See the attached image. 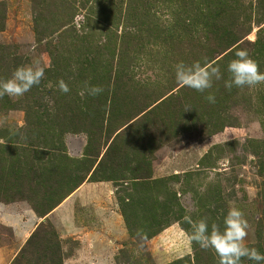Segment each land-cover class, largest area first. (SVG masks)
Segmentation results:
<instances>
[{"label":"rangeland","instance_id":"1","mask_svg":"<svg viewBox=\"0 0 264 264\" xmlns=\"http://www.w3.org/2000/svg\"><path fill=\"white\" fill-rule=\"evenodd\" d=\"M238 50L264 72V0H0V80L45 69L0 98V264H219L184 217L223 231L232 207L264 253V83L225 87ZM195 61L223 73L203 93L175 79Z\"/></svg>","mask_w":264,"mask_h":264},{"label":"clouds","instance_id":"2","mask_svg":"<svg viewBox=\"0 0 264 264\" xmlns=\"http://www.w3.org/2000/svg\"><path fill=\"white\" fill-rule=\"evenodd\" d=\"M174 71L179 85L200 93L210 89L214 80L223 78L219 67L200 61L191 64L177 63ZM227 72L229 78L225 81V87L228 89L254 87L264 83V72L259 70L257 62L250 57L247 50L235 52V58L227 65ZM44 76L45 69L38 61H34L31 65L18 66L10 78L0 80V98L5 95L9 98L23 97L34 86H39ZM58 89L62 93L70 91L64 80L58 81ZM103 91L100 86H86L79 95L81 98L85 95L95 97ZM206 99L210 103L215 102V96L212 94ZM184 221L191 229L188 235L189 241L199 245L201 249L213 250L219 257V264H241L244 259L254 264H264V253L244 244L249 224L240 209L229 208L223 219V231L215 224L210 226L205 219L194 221L190 214L185 215Z\"/></svg>","mask_w":264,"mask_h":264},{"label":"trees","instance_id":"3","mask_svg":"<svg viewBox=\"0 0 264 264\" xmlns=\"http://www.w3.org/2000/svg\"><path fill=\"white\" fill-rule=\"evenodd\" d=\"M223 40H224V45H225V48L226 47H230L231 45H233V43H234V40L232 39V38H223ZM215 62V61H214ZM217 62V61H216ZM160 99H162V98H160ZM107 100V99H106ZM104 101V103H106L107 101ZM164 99H162L161 100V102L163 101ZM81 182H83V180L81 181ZM81 182H80V180L79 181H73L72 182V184H71V187H70V189H69V191L65 194V196H67L70 192H72L75 188H77L78 186H80L81 185ZM64 196V197H65ZM49 198V197H48ZM62 201V199L60 200V202ZM60 202H58V203H60ZM57 203V204H58ZM241 264H245V263H243V260H242V262H241ZM251 264V263H250Z\"/></svg>","mask_w":264,"mask_h":264},{"label":"crops","instance_id":"4","mask_svg":"<svg viewBox=\"0 0 264 264\" xmlns=\"http://www.w3.org/2000/svg\"><path fill=\"white\" fill-rule=\"evenodd\" d=\"M83 185H84V184H83ZM77 189H78V188H77ZM76 191H77V190H76ZM76 191H75V192H76ZM75 192H73L71 195H73ZM33 221H34V218L32 217V218H31V222H33Z\"/></svg>","mask_w":264,"mask_h":264}]
</instances>
